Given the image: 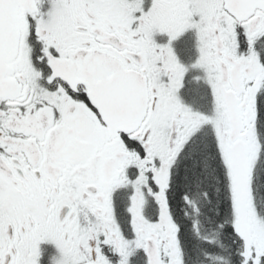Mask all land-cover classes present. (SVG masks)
<instances>
[{"label":"snow or ice","instance_id":"snow-or-ice-1","mask_svg":"<svg viewBox=\"0 0 264 264\" xmlns=\"http://www.w3.org/2000/svg\"><path fill=\"white\" fill-rule=\"evenodd\" d=\"M0 264H264V0H0Z\"/></svg>","mask_w":264,"mask_h":264}]
</instances>
